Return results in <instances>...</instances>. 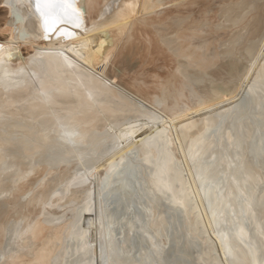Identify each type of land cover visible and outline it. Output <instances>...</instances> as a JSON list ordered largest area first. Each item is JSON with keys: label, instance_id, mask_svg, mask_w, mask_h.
<instances>
[{"label": "bare ground", "instance_id": "6f19581e", "mask_svg": "<svg viewBox=\"0 0 264 264\" xmlns=\"http://www.w3.org/2000/svg\"><path fill=\"white\" fill-rule=\"evenodd\" d=\"M133 152L160 162L143 173L157 205L139 203L145 227L117 203L118 242L98 187ZM180 207L199 252L172 229L151 253L141 232ZM73 213L77 264L102 246L105 264H264V0H0V264H59Z\"/></svg>", "mask_w": 264, "mask_h": 264}, {"label": "water", "instance_id": "95a60500", "mask_svg": "<svg viewBox=\"0 0 264 264\" xmlns=\"http://www.w3.org/2000/svg\"><path fill=\"white\" fill-rule=\"evenodd\" d=\"M59 134H66L69 136L68 132H59ZM163 150L164 148L162 145L158 144L156 147L157 153H159V151L163 152ZM157 162L159 161L156 156L148 157L147 161L145 162L138 159L133 152L122 161V164L121 161L114 164L112 167V172L110 174H106L99 183V202L97 209H95V218L98 222L103 221L107 230H114L118 242L121 241V237L118 234L120 232V226L118 221V213L114 212L117 203H119L122 207H128V210H130V213L135 219L136 224L141 221V223H144L145 227H147L149 220L148 217H146L143 212H141L139 203L151 201L157 205V202L153 197L154 193H151L145 188L147 183H145V177L143 173H145L146 176H149L150 173L148 174V170ZM161 165L163 168L161 171V177L164 179L166 192H169V189H175L183 197L184 192L180 186V176L174 170L176 164L166 157L163 162H161ZM121 185L129 193L124 200L121 197ZM241 199L244 200L243 197H241ZM107 208L111 210L110 217H105V209ZM183 212L184 209L182 207H180V210H164V225L161 228L154 225H152V227H148L151 239H149L145 233L141 232L146 240L147 248L151 253L153 245L156 244L160 238L164 239L166 235L170 234L172 229L177 231L181 244L187 247L189 251L192 253H194V251L199 252L201 241L188 231V227L183 218ZM241 215H243V212H241ZM74 218L75 214L73 213L69 224V232L67 237L64 239L63 247L60 251L61 254L58 258L59 264H77L80 259L88 258L91 254V247L86 241L87 234L83 233L82 236L79 235L80 231L75 226ZM107 220H110V222H107ZM16 228L17 223L12 225L11 231ZM104 237H106V235H104ZM102 241L103 237H101V242ZM127 245H136V243L133 240H129ZM99 252L100 257L103 259L101 264H105V249L103 246L99 248ZM128 253H131V250H128ZM202 256L204 257V255Z\"/></svg>", "mask_w": 264, "mask_h": 264}, {"label": "rangeland", "instance_id": "374dc122", "mask_svg": "<svg viewBox=\"0 0 264 264\" xmlns=\"http://www.w3.org/2000/svg\"><path fill=\"white\" fill-rule=\"evenodd\" d=\"M45 15L48 17L49 16V14H48V12H45ZM100 34H98L96 37H95V39L99 42L98 43V48H97V51H96V53H95V55L98 57L101 53H103V52H105L106 50H107V47H108V39H107V37L105 36V34H101L100 36H99ZM123 50V52H125L126 53V48H123L122 49ZM127 54V53H126ZM136 58V60H134ZM137 59H138V57H137V54H130V56L128 55V60L130 61V63L132 62V64H133V62L135 63L136 61H137ZM134 60V61H133ZM129 63V62H128ZM115 65H117L116 63H115ZM129 65H131V64H129ZM145 67H147V68H151V67H153V65H152V63H148V64H146L145 65ZM149 89H151L150 87H149Z\"/></svg>", "mask_w": 264, "mask_h": 264}, {"label": "snow or ice", "instance_id": "6c2138e0", "mask_svg": "<svg viewBox=\"0 0 264 264\" xmlns=\"http://www.w3.org/2000/svg\"><path fill=\"white\" fill-rule=\"evenodd\" d=\"M40 0H38V5H39ZM43 3L45 4V6L51 8V9H55L58 7H64L66 4H70L71 0H43ZM53 22H56V17L55 15H53L52 17Z\"/></svg>", "mask_w": 264, "mask_h": 264}]
</instances>
